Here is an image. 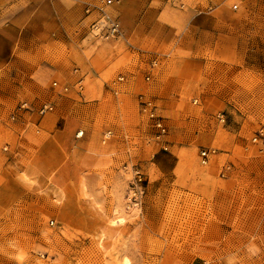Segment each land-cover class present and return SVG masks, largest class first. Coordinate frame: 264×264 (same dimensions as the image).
<instances>
[{"label": "rangeland", "instance_id": "1", "mask_svg": "<svg viewBox=\"0 0 264 264\" xmlns=\"http://www.w3.org/2000/svg\"><path fill=\"white\" fill-rule=\"evenodd\" d=\"M81 1L71 49L0 39V264H264V0H220L234 50L209 49L203 64L176 41L140 44L122 18L124 40H95L85 8L97 2ZM162 1L218 9L146 2ZM155 54L169 59L151 72ZM143 95L166 136L141 113ZM204 148L216 150L207 166Z\"/></svg>", "mask_w": 264, "mask_h": 264}, {"label": "crops", "instance_id": "2", "mask_svg": "<svg viewBox=\"0 0 264 264\" xmlns=\"http://www.w3.org/2000/svg\"><path fill=\"white\" fill-rule=\"evenodd\" d=\"M81 2V0H69L65 5L66 10H62L61 0H0V39L20 47L65 45L71 49L75 45L73 35L77 22L72 20L81 18L82 12L79 10ZM221 3L220 0H216L214 4L218 7ZM219 8L212 14L197 16L196 10L181 11L170 8L165 1L157 6L153 2L144 0H123L120 6L113 8V12L114 15H119L120 11L118 17L120 20L122 18L124 25L133 32V38L136 32H144L141 38L135 37L140 44H144L145 37H148L153 42H149L150 47L160 49L169 42L176 41L177 46H182L184 52L199 56L194 60L189 59L190 62L203 64L201 58L209 49L215 53L227 54H232L234 50L236 33L232 32L233 25H228L229 22L223 23L232 16L228 13L216 16ZM248 11L251 14L255 13L254 8H248ZM176 30H181L180 36H175ZM223 35L225 38L222 40ZM217 43L221 45L219 51H217ZM241 43L242 47L245 46L244 44L250 45L249 41L246 43L244 39ZM80 53L82 68L91 67L92 59L86 58L83 51ZM106 53V60L110 59L111 63L116 61L117 55L114 50L111 51L106 47ZM147 56L150 57V54ZM157 56L162 62H167L169 59V56L155 54V58ZM147 60L148 58L145 59L144 54H141L139 64H144ZM181 61L185 62V60ZM68 62L72 64L75 61L67 57L66 63Z\"/></svg>", "mask_w": 264, "mask_h": 264}, {"label": "built area", "instance_id": "3", "mask_svg": "<svg viewBox=\"0 0 264 264\" xmlns=\"http://www.w3.org/2000/svg\"><path fill=\"white\" fill-rule=\"evenodd\" d=\"M149 1V0H145ZM121 3V0H99L95 4H88L85 8V14L88 18H91L89 24V34L97 41L101 42H116L125 39V32L119 17L113 14V8ZM169 3L175 7L184 10L185 5L181 0H169ZM234 9H238L237 6ZM214 9L209 7V13ZM202 10L199 11L201 15ZM129 47L134 48L129 42L127 43ZM135 50V49H134ZM161 63V58L156 57L150 62L151 72L155 70ZM152 75L146 77V82H152ZM119 82H124L125 77L120 76L118 78ZM54 87H60L58 82L53 83ZM79 91L82 94L83 86L78 85ZM63 92H68L69 87L65 86L61 89ZM141 113L145 115L151 122H153V127L158 130L159 137H164L168 134V129L163 122L162 117L157 114V107L151 99L146 98L144 95L141 96ZM22 109L27 111H33V109L27 104L24 103L21 106ZM53 110L52 104H45L39 109V115L43 116L47 112ZM14 119V118H13ZM221 122H224V118L221 119ZM81 133V132H80ZM78 134V137L80 135ZM264 133H261L263 135ZM83 136V135H82ZM110 137V133H107L106 138ZM257 141V138L254 140ZM216 155V150L210 148H204L200 152V162L203 166H207L212 157ZM227 168V167H226Z\"/></svg>", "mask_w": 264, "mask_h": 264}, {"label": "bare ground", "instance_id": "4", "mask_svg": "<svg viewBox=\"0 0 264 264\" xmlns=\"http://www.w3.org/2000/svg\"><path fill=\"white\" fill-rule=\"evenodd\" d=\"M82 135H83V133L81 132L79 136H82Z\"/></svg>", "mask_w": 264, "mask_h": 264}]
</instances>
